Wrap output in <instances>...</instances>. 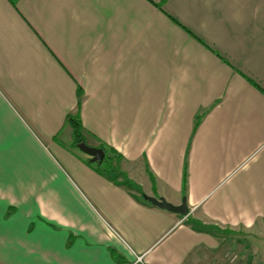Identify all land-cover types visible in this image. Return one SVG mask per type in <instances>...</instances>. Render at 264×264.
<instances>
[{
  "label": "crops",
  "instance_id": "0c3cea01",
  "mask_svg": "<svg viewBox=\"0 0 264 264\" xmlns=\"http://www.w3.org/2000/svg\"><path fill=\"white\" fill-rule=\"evenodd\" d=\"M231 255L264 258V0H0V264Z\"/></svg>",
  "mask_w": 264,
  "mask_h": 264
},
{
  "label": "water",
  "instance_id": "95a60500",
  "mask_svg": "<svg viewBox=\"0 0 264 264\" xmlns=\"http://www.w3.org/2000/svg\"><path fill=\"white\" fill-rule=\"evenodd\" d=\"M77 148L91 158V164L101 163L106 157V153L103 149L99 147L89 146L86 142L78 143ZM145 199L155 207L160 208L162 210H166L175 214H180L184 217H187L189 215V208L187 205V200L185 198L182 200V203L180 205H174L172 203H169L164 198L145 196Z\"/></svg>",
  "mask_w": 264,
  "mask_h": 264
},
{
  "label": "rangeland",
  "instance_id": "374dc122",
  "mask_svg": "<svg viewBox=\"0 0 264 264\" xmlns=\"http://www.w3.org/2000/svg\"><path fill=\"white\" fill-rule=\"evenodd\" d=\"M7 122H9L8 117H7ZM6 131H7V133L9 135H12L8 129H6ZM83 132H82V134H83ZM74 140H75V138H74ZM5 143H7V139L5 140ZM75 149L78 152V154L83 155L84 157L87 156L86 154H84L83 152H81L79 149H77V148H75ZM5 151H6L5 152V164L7 165L8 176H11L14 172L17 173L19 171V168L17 166H14V165L11 164L10 156L13 155V149L11 147L7 146V148H6ZM110 156H111L110 155V151L106 152V157H105L104 161L101 164H99V163L98 164L97 163L92 164L93 167L96 170H100V171L106 170L107 167H110L111 168L110 165H111V162L112 161L110 160L111 159ZM109 161H111V162H109ZM109 170L111 171V169H109ZM30 171H33V170L31 169ZM18 195L20 196L21 195V192H19ZM230 238L231 239H237L239 241L245 240V236L244 237L243 236H235V237H230ZM235 245H236L235 246V249L232 250V253H238V251H240V249L242 248L241 246L239 247L237 243ZM240 259H242V258H240ZM228 262H230V261H228ZM256 264H264V258H261L260 260H258Z\"/></svg>",
  "mask_w": 264,
  "mask_h": 264
},
{
  "label": "trees",
  "instance_id": "16d2710c",
  "mask_svg": "<svg viewBox=\"0 0 264 264\" xmlns=\"http://www.w3.org/2000/svg\"><path fill=\"white\" fill-rule=\"evenodd\" d=\"M69 122L71 123V125L73 126V129H74V138H75L74 145L76 146L78 143L84 142V138L82 136L83 126H82L80 120H78L76 118L70 119ZM102 148L106 152H108L107 148H105V147H102ZM109 162H111V161H109Z\"/></svg>",
  "mask_w": 264,
  "mask_h": 264
},
{
  "label": "built area",
  "instance_id": "2783aa9c",
  "mask_svg": "<svg viewBox=\"0 0 264 264\" xmlns=\"http://www.w3.org/2000/svg\"><path fill=\"white\" fill-rule=\"evenodd\" d=\"M227 264H246L238 255H231Z\"/></svg>",
  "mask_w": 264,
  "mask_h": 264
}]
</instances>
